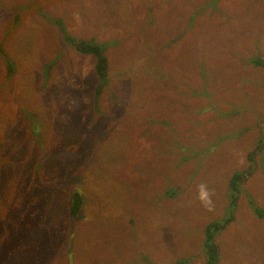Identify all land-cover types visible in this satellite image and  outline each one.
Masks as SVG:
<instances>
[{
	"label": "rangeland",
	"instance_id": "374dc122",
	"mask_svg": "<svg viewBox=\"0 0 264 264\" xmlns=\"http://www.w3.org/2000/svg\"><path fill=\"white\" fill-rule=\"evenodd\" d=\"M64 33L104 48L97 105ZM258 57L264 0H0V264H205L239 199L217 264H264Z\"/></svg>",
	"mask_w": 264,
	"mask_h": 264
},
{
	"label": "trees",
	"instance_id": "16d2710c",
	"mask_svg": "<svg viewBox=\"0 0 264 264\" xmlns=\"http://www.w3.org/2000/svg\"><path fill=\"white\" fill-rule=\"evenodd\" d=\"M62 22L60 20H56V25L59 27L62 26ZM177 25L180 26L178 22H176ZM63 40L65 44L71 49L82 56H90L93 59L94 62V71L96 78L99 80L98 86L96 87V90L94 91V104H96L97 99L101 95L102 92V86L100 82L103 84L105 82V78H107L108 73V60L104 53V48L94 42V40H85L80 38H75L68 33L63 34ZM250 63L256 67L264 69V59L258 57L253 58L250 60ZM7 68H8V75L12 74L14 70V66L12 65L10 60H7ZM250 175V171L243 172L240 174H235L230 181V190L237 192L236 186L238 183L244 179H246ZM250 207L252 206L253 213L259 215L260 217H263L264 214L260 211L259 208L253 207L254 203L249 199ZM237 201L234 203V207L236 206ZM82 205V198L77 193H75L72 196V200L70 205L68 206L69 214L71 217L76 218L80 207ZM235 209V208H234ZM235 213L234 216L230 215L228 218L223 220L221 224H212L209 225L206 229V238L204 243V254H205V264H217L218 262V249L216 247L215 242H213V235L217 231L218 233L225 229L228 225H230L232 222L235 221Z\"/></svg>",
	"mask_w": 264,
	"mask_h": 264
},
{
	"label": "clouds",
	"instance_id": "9594fccd",
	"mask_svg": "<svg viewBox=\"0 0 264 264\" xmlns=\"http://www.w3.org/2000/svg\"><path fill=\"white\" fill-rule=\"evenodd\" d=\"M73 19L77 23H79L80 22L79 13H74ZM212 196H213V193L209 190L207 184L201 183L198 185L197 190H196V200L208 212H211L214 209Z\"/></svg>",
	"mask_w": 264,
	"mask_h": 264
},
{
	"label": "crops",
	"instance_id": "0c3cea01",
	"mask_svg": "<svg viewBox=\"0 0 264 264\" xmlns=\"http://www.w3.org/2000/svg\"><path fill=\"white\" fill-rule=\"evenodd\" d=\"M247 202H248V205H250L248 199H247ZM241 207H242V203H241V200L239 199V201L237 202V205L235 206V209H234L235 215L238 214V216H240V210H242Z\"/></svg>",
	"mask_w": 264,
	"mask_h": 264
}]
</instances>
